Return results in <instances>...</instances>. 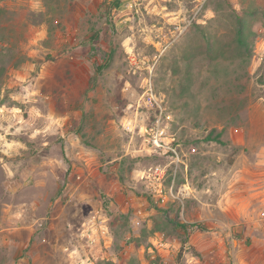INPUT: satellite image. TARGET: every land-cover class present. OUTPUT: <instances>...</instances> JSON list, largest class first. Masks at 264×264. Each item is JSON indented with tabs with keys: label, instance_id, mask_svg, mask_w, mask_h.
Returning <instances> with one entry per match:
<instances>
[{
	"label": "rangeland",
	"instance_id": "obj_1",
	"mask_svg": "<svg viewBox=\"0 0 264 264\" xmlns=\"http://www.w3.org/2000/svg\"><path fill=\"white\" fill-rule=\"evenodd\" d=\"M257 7L0 0V264H264ZM150 86L176 152L144 134Z\"/></svg>",
	"mask_w": 264,
	"mask_h": 264
},
{
	"label": "built area",
	"instance_id": "obj_2",
	"mask_svg": "<svg viewBox=\"0 0 264 264\" xmlns=\"http://www.w3.org/2000/svg\"><path fill=\"white\" fill-rule=\"evenodd\" d=\"M147 94L149 95V103L154 105L155 103L158 104V111L156 113L155 119L153 120L150 126L145 128L144 134L147 136L148 141L153 145L155 150L160 149H171L175 151V149L170 145V140L168 138V133L166 131L165 126H163V119H164V109L163 107L157 102V99L154 95L152 86L149 87ZM176 152V151H175ZM165 170L161 167H157L152 174L153 178L150 177V183L155 186V190L159 191V193L163 192V188H157L156 186L161 185V179L163 178ZM159 180V183L156 181Z\"/></svg>",
	"mask_w": 264,
	"mask_h": 264
},
{
	"label": "trees",
	"instance_id": "obj_3",
	"mask_svg": "<svg viewBox=\"0 0 264 264\" xmlns=\"http://www.w3.org/2000/svg\"><path fill=\"white\" fill-rule=\"evenodd\" d=\"M257 11L263 12L264 10H262V8H260V7H257L255 9H251L250 13L256 14ZM239 23H241L240 28H239V38H238L239 44L241 46H243L245 54L248 57H251V55L253 54V48H252L253 42H254L253 34L250 30L247 29V26L244 24V21L242 20V18H240ZM111 55L112 54H109L108 58H110ZM261 82L264 83V72L261 76ZM220 137H221V134H217L216 136H213L212 133H210L206 137V140H216V141L222 143V140L220 139ZM103 197H105L104 198L105 199L104 200L105 201V207L107 208V210H110V199H108L106 196H103ZM159 209H163V211H165V216L169 215L167 208L159 207ZM166 223H167V225H169L172 228V230L175 231L174 233H176V231H178V228L185 229L186 231H189V228H190L188 224L181 222L179 220H175V219H171V221H169L167 219Z\"/></svg>",
	"mask_w": 264,
	"mask_h": 264
},
{
	"label": "crops",
	"instance_id": "obj_4",
	"mask_svg": "<svg viewBox=\"0 0 264 264\" xmlns=\"http://www.w3.org/2000/svg\"><path fill=\"white\" fill-rule=\"evenodd\" d=\"M258 193V194H257ZM244 196H245V198H241V202L242 203H240V207H242L241 206V204H244V203H247L249 200H251L252 198H253V196H257V195H260V194H263L264 195V189L263 190H261L260 192H251L250 190H246V191H244L243 193H242ZM243 201H245L244 203H243ZM264 201V200H263ZM250 203V202H249ZM245 207V206H244ZM244 207H242V210H246ZM2 231V229H0V232ZM5 236V235H4Z\"/></svg>",
	"mask_w": 264,
	"mask_h": 264
}]
</instances>
